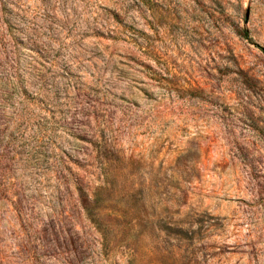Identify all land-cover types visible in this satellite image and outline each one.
I'll use <instances>...</instances> for the list:
<instances>
[{
    "label": "rangeland",
    "instance_id": "rangeland-1",
    "mask_svg": "<svg viewBox=\"0 0 264 264\" xmlns=\"http://www.w3.org/2000/svg\"><path fill=\"white\" fill-rule=\"evenodd\" d=\"M0 264H264V0H0Z\"/></svg>",
    "mask_w": 264,
    "mask_h": 264
}]
</instances>
